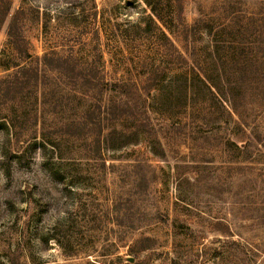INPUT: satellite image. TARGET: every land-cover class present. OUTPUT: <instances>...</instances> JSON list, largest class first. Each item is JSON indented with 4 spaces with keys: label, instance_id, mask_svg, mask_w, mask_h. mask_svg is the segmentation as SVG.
<instances>
[{
    "label": "rangeland",
    "instance_id": "1",
    "mask_svg": "<svg viewBox=\"0 0 264 264\" xmlns=\"http://www.w3.org/2000/svg\"><path fill=\"white\" fill-rule=\"evenodd\" d=\"M223 1L0 0V264H264V0Z\"/></svg>",
    "mask_w": 264,
    "mask_h": 264
},
{
    "label": "trees",
    "instance_id": "2",
    "mask_svg": "<svg viewBox=\"0 0 264 264\" xmlns=\"http://www.w3.org/2000/svg\"><path fill=\"white\" fill-rule=\"evenodd\" d=\"M146 1V3H147V5H149V7H150V10H151V16H149V21H151V22H154L155 20L156 21H161V22H163V15H162V12L160 11V9L154 4L155 2H157V1H159V0H145ZM223 2H228V3H234V2H236L235 0H225V1H223ZM196 21H198V20H196ZM195 21V22H196ZM184 23V22H183ZM187 26L188 25H186L185 23L183 24V29L184 30H187ZM186 34V33H185ZM165 36V35H164ZM9 37H10V33H9ZM50 56V54L49 53H44L40 58H38V61H40V62H42L43 61V63H44V65H46V64H50V61L48 60L47 61V63H46V59L48 58ZM0 68L2 69V70H7V69H9L10 68V66L9 65H6V64H0ZM102 86H104L105 88H106V85H108V82L106 81V79H102ZM129 252H135V251H133L131 248H130V250H129Z\"/></svg>",
    "mask_w": 264,
    "mask_h": 264
}]
</instances>
